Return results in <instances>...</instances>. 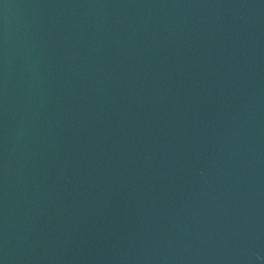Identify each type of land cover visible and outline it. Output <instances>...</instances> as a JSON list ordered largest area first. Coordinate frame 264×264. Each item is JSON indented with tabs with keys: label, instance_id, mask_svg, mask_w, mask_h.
Returning a JSON list of instances; mask_svg holds the SVG:
<instances>
[{
	"label": "water",
	"instance_id": "water-1",
	"mask_svg": "<svg viewBox=\"0 0 264 264\" xmlns=\"http://www.w3.org/2000/svg\"><path fill=\"white\" fill-rule=\"evenodd\" d=\"M0 264H264V0H0Z\"/></svg>",
	"mask_w": 264,
	"mask_h": 264
}]
</instances>
